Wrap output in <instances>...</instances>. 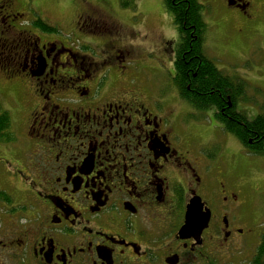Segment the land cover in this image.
Listing matches in <instances>:
<instances>
[{
	"label": "flooded vegetation",
	"instance_id": "obj_1",
	"mask_svg": "<svg viewBox=\"0 0 264 264\" xmlns=\"http://www.w3.org/2000/svg\"><path fill=\"white\" fill-rule=\"evenodd\" d=\"M117 16L88 4L45 33L0 0V264H241L264 212L223 153L225 108L187 102L163 34L168 88L135 87L125 69L140 49ZM236 143L247 167L264 160Z\"/></svg>",
	"mask_w": 264,
	"mask_h": 264
},
{
	"label": "rangeland",
	"instance_id": "obj_2",
	"mask_svg": "<svg viewBox=\"0 0 264 264\" xmlns=\"http://www.w3.org/2000/svg\"><path fill=\"white\" fill-rule=\"evenodd\" d=\"M13 1L17 10L24 13L29 22L39 16L49 25L61 24L63 28L69 20H73L78 13L84 11L88 4L101 7L103 10H113L126 25L130 23L134 32L133 37L124 36L126 40L132 39V43L124 41V45H127L126 43L135 45V52L140 49L138 55L131 58L125 69L128 76H132V79L137 81V83L134 82L135 87L145 91L147 88L141 82L143 80L149 90L154 88L157 91L160 89L166 91L165 89L168 88L165 84L168 66L163 68L159 63L161 54L157 48L158 35L163 34L166 39L172 41L174 46L179 43V36L173 24L172 15L163 6V0H137L133 3L136 5L135 8H123L119 0H80L79 3L67 8L46 0L39 4L36 0ZM248 1L249 13H245L237 3L230 0H199L203 5L201 15L205 22L203 53L224 74L237 77L247 83L245 95L249 100L239 101L236 104V110L247 120L252 121L260 112L264 102V0ZM78 43L83 44V41ZM165 95L157 93L158 98L166 100ZM17 119L23 121L24 117H16L19 134H24L25 130L21 129L22 124L19 125ZM209 125L215 129L219 128V125L214 122ZM227 135L230 141H227L223 153L229 159L230 155H236L233 165L234 171L240 178L239 183L249 181L247 185L256 191L254 196L257 200L255 198L254 200L264 212V160H255L253 164L248 162L251 166L247 167L245 160L239 156L243 153L236 143L238 140L229 133ZM222 136V133L216 132L214 140L219 141ZM12 155H19V162H22L20 156L23 153L20 150L15 149ZM258 220V225L264 224L263 218L259 217ZM258 243L259 239L256 237L251 249L238 253V258L242 260L241 264H252Z\"/></svg>",
	"mask_w": 264,
	"mask_h": 264
},
{
	"label": "trees",
	"instance_id": "obj_3",
	"mask_svg": "<svg viewBox=\"0 0 264 264\" xmlns=\"http://www.w3.org/2000/svg\"><path fill=\"white\" fill-rule=\"evenodd\" d=\"M136 1L119 0V4L123 8H135L133 3ZM163 6L172 15L179 36L175 84L184 98L197 110H204L212 105L225 108L223 116L219 113L215 117L224 125V129L234 134L246 148H249L247 140L252 139L254 147H261L256 153L264 155V102L252 121L235 111L236 103L249 100L245 95L247 83L224 74L203 53V5L199 0H163ZM33 26L45 33L55 32V27L39 17L33 22ZM187 86L189 91L186 90ZM228 102L231 104L229 107ZM261 238L252 264H264V232Z\"/></svg>",
	"mask_w": 264,
	"mask_h": 264
},
{
	"label": "snow or ice",
	"instance_id": "obj_4",
	"mask_svg": "<svg viewBox=\"0 0 264 264\" xmlns=\"http://www.w3.org/2000/svg\"><path fill=\"white\" fill-rule=\"evenodd\" d=\"M37 4L41 2H45V0H36ZM46 2L49 3H56L59 5H62L63 7H72L73 5L77 4L80 2V0H46Z\"/></svg>",
	"mask_w": 264,
	"mask_h": 264
},
{
	"label": "water",
	"instance_id": "obj_5",
	"mask_svg": "<svg viewBox=\"0 0 264 264\" xmlns=\"http://www.w3.org/2000/svg\"><path fill=\"white\" fill-rule=\"evenodd\" d=\"M190 225H191V223H186L185 226L182 227L181 231L187 230L190 227Z\"/></svg>",
	"mask_w": 264,
	"mask_h": 264
}]
</instances>
